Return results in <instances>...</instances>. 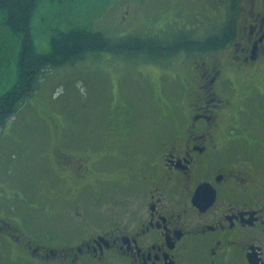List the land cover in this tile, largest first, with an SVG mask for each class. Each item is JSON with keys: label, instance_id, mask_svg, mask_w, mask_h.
Segmentation results:
<instances>
[{"label": "flooded vegetation", "instance_id": "obj_1", "mask_svg": "<svg viewBox=\"0 0 264 264\" xmlns=\"http://www.w3.org/2000/svg\"><path fill=\"white\" fill-rule=\"evenodd\" d=\"M207 2L218 46L202 52V36L186 31L196 58L181 59L184 97L159 147L123 163L111 144L126 136L111 134L101 152L59 139L54 188L43 195L59 238H46L40 218L34 229L0 218L3 254L46 264H264V0Z\"/></svg>", "mask_w": 264, "mask_h": 264}, {"label": "rangeland", "instance_id": "obj_2", "mask_svg": "<svg viewBox=\"0 0 264 264\" xmlns=\"http://www.w3.org/2000/svg\"><path fill=\"white\" fill-rule=\"evenodd\" d=\"M206 4L207 0H40L31 31L39 53L50 51L55 30L66 31L73 24L109 37H171L185 35L182 32L190 28L191 34L206 36L218 30ZM15 56L14 50L6 53L0 66V95L16 80ZM165 64L143 55L104 53L47 70L15 117L0 128V218L20 220L28 229H34L40 218L46 238H59L62 223L47 218L48 202L43 198L54 188L49 160L59 138L67 148L83 149L93 143L102 151L110 132L116 138L126 136L111 144L128 160L123 163L148 157L151 148H158L175 126V106L184 97L178 76L164 70ZM105 160L115 167L121 163L111 157ZM101 217L97 226L105 222ZM6 251L0 250V264H46L14 260Z\"/></svg>", "mask_w": 264, "mask_h": 264}, {"label": "trees", "instance_id": "obj_3", "mask_svg": "<svg viewBox=\"0 0 264 264\" xmlns=\"http://www.w3.org/2000/svg\"><path fill=\"white\" fill-rule=\"evenodd\" d=\"M39 3L40 0H0V66L4 64L6 53L13 50L16 53V80L0 95V128L18 113L27 98L36 91L40 78L52 68L73 65L104 53L143 55L156 64L166 63L164 70L175 72L181 81L184 69L182 64L179 65L181 60L177 63L176 59H182L187 64L196 58L193 54L197 50L187 48L195 43L190 33H177L171 37H109L101 31L74 24L66 31L55 30L50 51L39 53L31 31L32 19ZM218 36L214 33L202 36V52L213 51L218 46ZM12 258L18 260V257Z\"/></svg>", "mask_w": 264, "mask_h": 264}]
</instances>
